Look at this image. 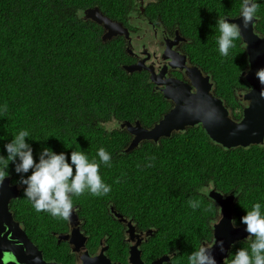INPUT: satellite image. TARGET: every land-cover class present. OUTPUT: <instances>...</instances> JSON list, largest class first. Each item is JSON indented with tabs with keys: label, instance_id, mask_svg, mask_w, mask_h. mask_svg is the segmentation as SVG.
I'll list each match as a JSON object with an SVG mask.
<instances>
[{
	"label": "trees",
	"instance_id": "obj_1",
	"mask_svg": "<svg viewBox=\"0 0 264 264\" xmlns=\"http://www.w3.org/2000/svg\"><path fill=\"white\" fill-rule=\"evenodd\" d=\"M156 1L153 7L161 21L188 38L189 59L211 77L215 96L240 118L236 91L250 89L243 75L248 57L241 37L227 57L219 54L216 21L219 16H238L241 0ZM256 2L260 9L255 28L264 36V0ZM92 7L113 20H122L129 10L127 0H0V155L7 156L4 145L21 130L30 133L26 142L37 161L46 147L64 152L69 163L73 150L99 159L97 151L105 148L112 166L102 165L99 174L111 186L110 193L73 197L87 221L92 248L108 237L110 251L122 249L118 259L127 264V246L108 213L113 205L133 218L140 230L154 231L142 246L146 264L164 255L171 256L166 264H187L192 251L212 242L218 215V206L201 189L235 195L236 226L244 225L240 218L253 204L264 206V145L225 149L197 125L125 153L131 136L120 124L138 120L152 127L169 104L144 73L123 69L133 61L123 37L103 42L102 27L84 20L83 11ZM5 104L7 113L2 111ZM8 171L20 188L11 211L47 259L60 256L63 246L56 244L53 233L60 231L62 219L37 213L11 162ZM190 199L199 201L200 207L193 210ZM248 244L246 240L235 244L229 258Z\"/></svg>",
	"mask_w": 264,
	"mask_h": 264
},
{
	"label": "water",
	"instance_id": "obj_2",
	"mask_svg": "<svg viewBox=\"0 0 264 264\" xmlns=\"http://www.w3.org/2000/svg\"><path fill=\"white\" fill-rule=\"evenodd\" d=\"M84 20H90L103 29V42L110 41L117 36H126L129 45L125 52L133 55L131 39L128 30L122 23L114 21L106 16L98 7L88 8L84 11ZM230 23H236L241 27V39L245 45L248 66L243 73L250 89L242 95L244 103L241 119H234L232 113L224 101L211 94L213 83L210 76H204L197 67L188 69L192 84H183L179 81L169 80L167 89L163 91V97L173 103V107L166 112L152 127L142 126L140 121H124L120 124L130 136L124 152L129 153L138 148L145 141L157 143L162 138L171 137L173 134L184 132L189 127L200 125L208 137L216 144L225 149L248 148L251 146L264 145V86L259 83L255 73L264 68V36L256 32L257 19L243 27L240 14L235 18H228ZM170 55L173 54L168 48ZM128 74L141 72L145 66L142 63L123 65ZM175 67V66H174ZM147 69V68H145ZM161 77V76H160ZM152 82L158 87L156 76H151ZM195 87V91L192 89ZM20 196L18 185H12L10 177L4 180L0 188V264H58L47 262L44 254L37 245L28 238L27 234L15 222L10 204ZM209 198L222 210V220L219 224H213V240L217 241L212 249V255L216 264H224L225 258L229 257L232 247L247 238L245 225L233 227V206L235 195H223L216 190L208 194ZM115 213V211L113 210ZM219 219V216H218ZM217 219V220H218ZM130 237L135 244L129 249L128 264H146L142 258L143 251L139 248L146 234L147 237L154 236V231L148 229L146 233H136V227L130 222ZM212 240V241H213ZM223 242V250L219 242ZM169 255H164L151 264L170 263ZM84 264H120L113 263L102 252L95 258H85Z\"/></svg>",
	"mask_w": 264,
	"mask_h": 264
},
{
	"label": "clouds",
	"instance_id": "obj_3",
	"mask_svg": "<svg viewBox=\"0 0 264 264\" xmlns=\"http://www.w3.org/2000/svg\"><path fill=\"white\" fill-rule=\"evenodd\" d=\"M259 9L260 5L256 0H241L240 18L244 28H248L258 19ZM216 26L220 33L216 41L219 54L227 57L230 49L236 46L235 41L241 36V27L236 23H230L226 16H219ZM255 75L259 83L264 86V68L258 69ZM261 95L264 96V92ZM2 111L7 113V104L3 106ZM230 112L232 113L231 110ZM234 119L241 118L234 117ZM29 135L28 131L21 130L18 134L12 135L11 142L4 145L7 156L0 155V188L9 176L8 168L11 162L15 165V172L20 175L19 183L26 186L24 196L35 211L47 212L53 218L64 220H70L73 212L76 211L73 197L86 193L94 197H103L110 193L111 186L102 182L99 174L102 165L112 166V156L105 148L101 147L97 151L96 156L99 159H90L84 151L73 150L69 163L64 152L57 154L46 147L41 151L37 161L32 147L26 142ZM211 191L207 188L201 189V192L207 196ZM236 195L238 196L237 193ZM188 204L193 210L200 207V202L196 200L190 199ZM218 210L219 219L215 221V225L219 224L223 218L222 210L219 208ZM240 222L246 226L248 247L237 249L231 258H225L224 264H264V206L258 202L253 204L251 209L246 210V214L240 218ZM231 223L233 227H236L235 220ZM215 245H217L216 240L202 244L199 249L188 255L187 264H216L212 255ZM219 246L223 250L222 241L219 242Z\"/></svg>",
	"mask_w": 264,
	"mask_h": 264
},
{
	"label": "flooded vegetation",
	"instance_id": "obj_4",
	"mask_svg": "<svg viewBox=\"0 0 264 264\" xmlns=\"http://www.w3.org/2000/svg\"><path fill=\"white\" fill-rule=\"evenodd\" d=\"M127 2L129 4V10L126 16H124L122 20L114 21L122 23L123 26L128 30V35L131 39V46L134 52L133 55H129L127 53L133 60L131 63H129V65L142 63L145 68H147L142 69V71L139 73H144L146 78H148L149 82L152 84L154 88L153 90L155 92H158L163 96V91L167 89V85L171 86L168 84V82H170L169 80H176L183 84H192L188 72V69H191L192 67H197L204 76H207L206 73H204L198 66L191 62L188 55L186 54L185 44L189 42L188 38L185 37L177 27L173 32L168 30L167 26L161 21L158 10L153 7L156 6V0H127ZM82 15L84 18V11ZM117 37H123L125 39L126 49L129 45V40L126 38V36ZM168 48H170V51L174 57L170 55ZM152 75L156 76V80L159 82L158 87L152 82ZM213 89L214 85L212 87L211 94L215 95ZM192 91H195V87L192 89ZM246 91L247 90L245 89L236 91L239 100H241V93L243 95ZM164 99L168 102L170 110L173 107V103L166 98ZM241 106H244L243 102H241ZM11 184L14 185L12 182ZM74 206L76 211L73 212L71 219H62V224L59 226L60 231L53 233L55 234L56 244H62L63 251L60 253V256L55 255L52 259H47L44 255V259L47 262H55L58 264H84L85 258H95L103 252L104 255L110 258L113 263L126 264L121 259H118L122 249L116 250V252L110 251L108 237L101 238L96 249L92 248L91 233H88L86 229L87 221L80 215L78 206ZM10 209L12 210L11 204ZM108 210L110 218L115 222L113 225L116 229L120 228L122 245L127 246L126 259L128 264L129 249L135 246L132 241L135 236L133 235V237H130L128 232L130 222H132V224L136 227V233H146L147 230H140L133 218L120 213L113 205H110ZM218 216L219 210L215 221H217ZM13 217L15 222H18L20 228L27 234L28 238L31 239L22 223L16 219L14 214ZM61 222L59 221L58 223ZM63 223H65V227H63ZM143 238L144 240L142 244L139 245L140 249H142L143 244L148 243L150 237H147L146 234H144ZM31 241L35 243L32 239ZM63 255H66L67 257L64 259L65 262L59 261L57 259L58 257H63Z\"/></svg>",
	"mask_w": 264,
	"mask_h": 264
},
{
	"label": "rangeland",
	"instance_id": "obj_5",
	"mask_svg": "<svg viewBox=\"0 0 264 264\" xmlns=\"http://www.w3.org/2000/svg\"><path fill=\"white\" fill-rule=\"evenodd\" d=\"M240 98H242V93H241V95H240Z\"/></svg>",
	"mask_w": 264,
	"mask_h": 264
}]
</instances>
